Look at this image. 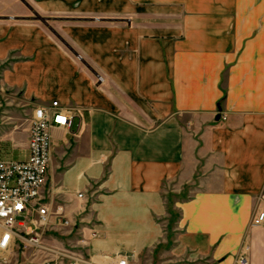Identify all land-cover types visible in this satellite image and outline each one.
Segmentation results:
<instances>
[{"label": "crops", "instance_id": "obj_1", "mask_svg": "<svg viewBox=\"0 0 264 264\" xmlns=\"http://www.w3.org/2000/svg\"><path fill=\"white\" fill-rule=\"evenodd\" d=\"M1 90L76 108L44 193L85 256L152 264L170 194L165 262L264 264V0H0Z\"/></svg>", "mask_w": 264, "mask_h": 264}, {"label": "built area", "instance_id": "obj_2", "mask_svg": "<svg viewBox=\"0 0 264 264\" xmlns=\"http://www.w3.org/2000/svg\"><path fill=\"white\" fill-rule=\"evenodd\" d=\"M76 108L58 100L31 108L27 153L21 159L0 158V259L6 260L20 247L37 248L46 228L70 225L57 210L50 209L44 193L52 158L51 129H70ZM82 197V193L77 194ZM264 213L258 215L262 220ZM95 236L96 232L93 231ZM67 264H135L133 254L114 257L72 253ZM235 264H247L238 256ZM216 264H225L218 261Z\"/></svg>", "mask_w": 264, "mask_h": 264}, {"label": "rangeland", "instance_id": "obj_3", "mask_svg": "<svg viewBox=\"0 0 264 264\" xmlns=\"http://www.w3.org/2000/svg\"><path fill=\"white\" fill-rule=\"evenodd\" d=\"M14 97V98H13ZM17 93L10 90L0 91V158L21 159L24 155L25 142L29 137L30 113L32 104L19 100ZM185 197L186 193H179ZM171 209L173 197L169 194ZM178 213L172 210L163 222L166 229L167 241L153 250L152 264H170L165 262L170 255L171 239L174 236L173 227ZM78 222L60 228H46L41 233L40 245L37 248H23L15 250L6 260L0 259V264H67L72 253L84 254L83 249L76 242L81 238ZM179 262H177L178 264ZM171 264H176L172 262Z\"/></svg>", "mask_w": 264, "mask_h": 264}, {"label": "trees", "instance_id": "obj_4", "mask_svg": "<svg viewBox=\"0 0 264 264\" xmlns=\"http://www.w3.org/2000/svg\"><path fill=\"white\" fill-rule=\"evenodd\" d=\"M169 213L172 214V211L169 209Z\"/></svg>", "mask_w": 264, "mask_h": 264}]
</instances>
